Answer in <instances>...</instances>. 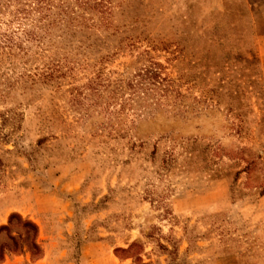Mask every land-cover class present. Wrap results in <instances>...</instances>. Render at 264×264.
<instances>
[{
	"label": "rangeland",
	"instance_id": "obj_1",
	"mask_svg": "<svg viewBox=\"0 0 264 264\" xmlns=\"http://www.w3.org/2000/svg\"><path fill=\"white\" fill-rule=\"evenodd\" d=\"M13 213L0 263L264 264V0H0Z\"/></svg>",
	"mask_w": 264,
	"mask_h": 264
},
{
	"label": "trees",
	"instance_id": "obj_2",
	"mask_svg": "<svg viewBox=\"0 0 264 264\" xmlns=\"http://www.w3.org/2000/svg\"><path fill=\"white\" fill-rule=\"evenodd\" d=\"M139 76L143 78L137 80L133 87L141 85L142 87L139 88V91L143 88L145 89L146 94H148V89H152V85H159L162 82L160 80V78H162L160 73L153 68L147 69L145 73L139 74ZM146 79H149L150 81H146ZM151 80H153V82ZM15 225L20 226L22 230L18 231L17 235L12 234V228ZM2 231H6L8 235L7 240H2L0 238V262L5 259L7 253L18 250L23 251L25 246H28L31 249H37L36 252H39L40 246L36 241L39 229L35 222L23 218L18 213H13L10 216L9 223L0 227V236Z\"/></svg>",
	"mask_w": 264,
	"mask_h": 264
},
{
	"label": "crops",
	"instance_id": "obj_3",
	"mask_svg": "<svg viewBox=\"0 0 264 264\" xmlns=\"http://www.w3.org/2000/svg\"><path fill=\"white\" fill-rule=\"evenodd\" d=\"M0 264H6V261H4V262H2V263H0Z\"/></svg>",
	"mask_w": 264,
	"mask_h": 264
}]
</instances>
